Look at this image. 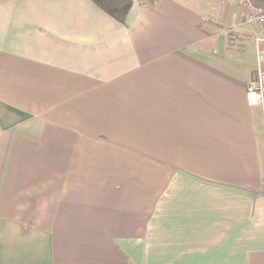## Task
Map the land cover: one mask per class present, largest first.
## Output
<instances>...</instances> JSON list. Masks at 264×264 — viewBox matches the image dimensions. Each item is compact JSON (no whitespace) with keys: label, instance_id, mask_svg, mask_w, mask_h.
<instances>
[{"label":"crops","instance_id":"1","mask_svg":"<svg viewBox=\"0 0 264 264\" xmlns=\"http://www.w3.org/2000/svg\"><path fill=\"white\" fill-rule=\"evenodd\" d=\"M132 1L0 0V264H264V27Z\"/></svg>","mask_w":264,"mask_h":264},{"label":"built area","instance_id":"2","mask_svg":"<svg viewBox=\"0 0 264 264\" xmlns=\"http://www.w3.org/2000/svg\"><path fill=\"white\" fill-rule=\"evenodd\" d=\"M228 3L246 5L250 9L247 16L249 21L264 26V0H224ZM256 52L255 78L247 85L246 93L251 105L264 98V36L254 38Z\"/></svg>","mask_w":264,"mask_h":264},{"label":"trees","instance_id":"3","mask_svg":"<svg viewBox=\"0 0 264 264\" xmlns=\"http://www.w3.org/2000/svg\"><path fill=\"white\" fill-rule=\"evenodd\" d=\"M104 13L119 23H124L126 14L132 6V0H91ZM264 27V26H262Z\"/></svg>","mask_w":264,"mask_h":264}]
</instances>
